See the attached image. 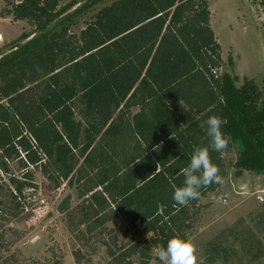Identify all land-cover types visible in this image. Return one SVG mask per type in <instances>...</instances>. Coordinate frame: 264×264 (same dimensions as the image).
<instances>
[{
	"label": "trees",
	"instance_id": "1",
	"mask_svg": "<svg viewBox=\"0 0 264 264\" xmlns=\"http://www.w3.org/2000/svg\"><path fill=\"white\" fill-rule=\"evenodd\" d=\"M60 2L10 0L5 10L39 28L0 58V171L10 173L11 159L21 166L11 174L9 213L33 215L40 169L57 188L78 183L80 206L69 216L80 214L84 236L109 221L152 233L121 253L123 259L139 254L148 264L173 235L188 238L202 197L220 186L201 188L187 206L173 200L194 149L209 146L210 116L224 121L231 138L223 154L209 148L221 177L234 144L237 175H264L263 92L251 80L237 87L220 72L222 47L207 0H116L79 34L71 28L82 8L55 21ZM135 106L140 111L131 122ZM243 222L230 232L259 240ZM224 237L212 242L211 255L229 260Z\"/></svg>",
	"mask_w": 264,
	"mask_h": 264
},
{
	"label": "rangeland",
	"instance_id": "2",
	"mask_svg": "<svg viewBox=\"0 0 264 264\" xmlns=\"http://www.w3.org/2000/svg\"><path fill=\"white\" fill-rule=\"evenodd\" d=\"M9 1L0 0V31L9 32L13 39L0 42V58L39 32L38 25L28 20L14 21L6 14ZM114 1L61 0L57 11L59 18L55 21L81 7L83 13L75 19L77 23L71 28L79 34L88 23L95 20L97 12ZM207 1L211 26L222 47L220 72L230 74L237 87H242L249 80L255 82L264 97V0ZM239 149L240 146L234 144L225 155L227 175L222 178L218 188L219 197L225 195L228 203H219V197L212 199L208 196L203 199L188 233L187 239L194 241L197 248V264H264V220L260 218L264 213V201L257 199L260 191L264 194V175H248L245 180L251 190L243 189L238 179L240 176L236 173ZM9 168L10 173L0 171V208L5 216L0 219V264H143L141 255L132 254L123 259L121 253L129 250L135 241L152 237V233L127 231L124 221L118 224L109 221L103 229H96L84 236L82 232L86 230L87 224L78 225L80 214L74 219L69 216L71 211L78 210L80 206L78 183L69 186L64 182L57 188L40 169L34 170L39 185L38 190L33 191L35 212L33 215L12 217L9 213L13 206L10 178L11 174H20L21 166L11 159ZM69 193L73 195L72 206L65 210L60 207V203ZM242 220L246 228L253 229L261 244L248 233L237 238L235 232H230V228ZM243 230L242 227L239 229L240 232ZM223 233L226 234L224 244L230 250L229 260L224 254L218 257L211 255L212 242ZM36 236L38 240H34ZM111 250L116 256L111 254ZM76 253L80 254V259H77ZM148 264H161L155 250Z\"/></svg>",
	"mask_w": 264,
	"mask_h": 264
},
{
	"label": "clouds",
	"instance_id": "3",
	"mask_svg": "<svg viewBox=\"0 0 264 264\" xmlns=\"http://www.w3.org/2000/svg\"><path fill=\"white\" fill-rule=\"evenodd\" d=\"M223 123L224 121L216 115L210 116L205 121L206 134L210 138L209 146L196 147L190 163L181 170L185 177L184 185L173 186V200L176 205L187 206L190 201L200 198L201 188L222 183L220 169L212 162L209 148L223 154L231 142V138L222 131ZM38 239V236L34 237V240ZM155 254L161 264H197V248L194 241L182 238L179 234L173 235L168 240L166 248L157 247Z\"/></svg>",
	"mask_w": 264,
	"mask_h": 264
},
{
	"label": "crops",
	"instance_id": "4",
	"mask_svg": "<svg viewBox=\"0 0 264 264\" xmlns=\"http://www.w3.org/2000/svg\"><path fill=\"white\" fill-rule=\"evenodd\" d=\"M7 14V13H6ZM7 15H9L11 18H13V16L12 15H10V14H7ZM14 20V19H13ZM15 21V20H14ZM20 21V20H19ZM18 23V22H17ZM215 31V30H214ZM0 33H2V36H3V40H1L2 42H10L13 38H12V35L9 33V32H4V31H0ZM15 39V38H14ZM0 41V42H1ZM140 111V107L139 106H135V107H133L132 108V115L131 116H129V120L132 122V120H133V115H135L136 113H138ZM144 147H145V145H144ZM233 148V147H232ZM232 148H230L228 151H227V153L226 154H228L231 150H232ZM252 171H250V172H248V170L245 172L244 171V173H241V175H239L240 177L238 178L239 180H240V182L242 183V187H243V189H246V191H250L251 190V187L249 186V185H247V183H246V177L249 175V176H256L257 174L255 173V172H252ZM246 173V174H245ZM256 174V175H255ZM258 176V175H257ZM259 177V176H258ZM220 189V188H219ZM219 189H217L216 191H213L212 193H208L206 196H203L202 197V199H201V204H202V201H203V199H207V197L208 196H211L212 197V199H215V198H218L220 195H218V190ZM254 194V193H253ZM224 197H226L225 195H222V198H224ZM219 203H225V202H223L222 201V199H221V197H219ZM229 201V200H228ZM226 203H228V202H226ZM208 204V203H207Z\"/></svg>",
	"mask_w": 264,
	"mask_h": 264
},
{
	"label": "water",
	"instance_id": "5",
	"mask_svg": "<svg viewBox=\"0 0 264 264\" xmlns=\"http://www.w3.org/2000/svg\"><path fill=\"white\" fill-rule=\"evenodd\" d=\"M73 199L72 193H69L66 198L60 203V207H62L65 210H69L72 206L71 201ZM63 210H60L62 212Z\"/></svg>",
	"mask_w": 264,
	"mask_h": 264
},
{
	"label": "built area",
	"instance_id": "6",
	"mask_svg": "<svg viewBox=\"0 0 264 264\" xmlns=\"http://www.w3.org/2000/svg\"><path fill=\"white\" fill-rule=\"evenodd\" d=\"M1 40H3L2 33H0V41H1ZM263 195H264L263 192L260 191V194H258V196H257V199L260 200L261 202L264 201V196H263ZM221 199H222V201L225 202V203L228 202L227 197H224V198H221Z\"/></svg>",
	"mask_w": 264,
	"mask_h": 264
}]
</instances>
